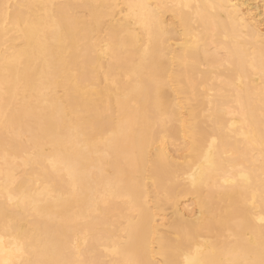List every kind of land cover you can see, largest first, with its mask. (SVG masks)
<instances>
[{"label":"bare ground","instance_id":"1","mask_svg":"<svg viewBox=\"0 0 264 264\" xmlns=\"http://www.w3.org/2000/svg\"><path fill=\"white\" fill-rule=\"evenodd\" d=\"M258 8L0 0V264H264Z\"/></svg>","mask_w":264,"mask_h":264},{"label":"rangeland","instance_id":"2","mask_svg":"<svg viewBox=\"0 0 264 264\" xmlns=\"http://www.w3.org/2000/svg\"><path fill=\"white\" fill-rule=\"evenodd\" d=\"M254 5H256V6H258L259 8V10L260 11H262V13H263V15H264V1H262V0H250ZM264 16H262V23H261V28L263 29V31H264V18H263ZM186 200H188V199H186ZM184 202V201H183ZM184 204V203H183ZM182 204V205H183ZM171 212V211H170ZM170 212L169 211H167L166 212V216H170Z\"/></svg>","mask_w":264,"mask_h":264}]
</instances>
